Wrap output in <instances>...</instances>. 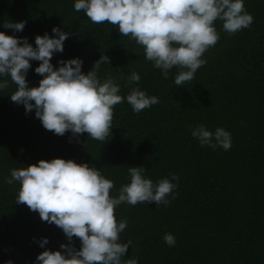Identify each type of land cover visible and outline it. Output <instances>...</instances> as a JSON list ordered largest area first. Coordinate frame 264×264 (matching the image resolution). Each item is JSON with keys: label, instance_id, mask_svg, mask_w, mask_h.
I'll list each match as a JSON object with an SVG mask.
<instances>
[{"label": "trees", "instance_id": "obj_1", "mask_svg": "<svg viewBox=\"0 0 264 264\" xmlns=\"http://www.w3.org/2000/svg\"><path fill=\"white\" fill-rule=\"evenodd\" d=\"M244 8L251 25L228 33L216 20L219 39L202 54L206 63L193 80L176 86L175 67L165 78L145 60L141 45L115 25L91 22L74 10L73 0H0V20H25L15 35L29 42L45 31L52 35L53 25L71 33L63 51L51 57L54 66L58 59L80 57L86 73L104 54L110 63L101 64L98 75L117 78L122 96L131 87L124 78L134 70L137 85L158 97L139 113L126 100L115 104L111 135L100 141L87 133L71 139L68 131L54 134L34 110L26 113L10 100L14 84L0 92V264H33L43 250L36 241L44 236L49 249L68 242L61 228L14 201L18 182H6L11 169L54 157L96 167L113 181L110 195L128 182L133 165H144L154 183L178 176L168 205L122 202L114 209L117 221H127L121 241L133 242L125 258L136 257L138 264H264V0H244ZM0 31L13 34L2 24ZM38 63L32 60L26 74L30 86L41 78L33 71ZM201 123L229 131L231 147L201 146L191 136ZM166 232L175 236L174 246L164 242ZM73 244L79 248V239L73 237Z\"/></svg>", "mask_w": 264, "mask_h": 264}, {"label": "clouds", "instance_id": "obj_2", "mask_svg": "<svg viewBox=\"0 0 264 264\" xmlns=\"http://www.w3.org/2000/svg\"><path fill=\"white\" fill-rule=\"evenodd\" d=\"M73 8L83 12L93 23L108 22L117 26L121 35L141 45L144 58L152 62L167 78L174 67L177 73L173 83L184 85L193 80L196 70L206 63L202 54L215 45L219 34L215 21L222 22V29L235 33L247 28L253 21L244 8V0H73ZM25 20H0L5 29L0 31V92L9 83L15 89L8 92L10 100L23 105L25 112L34 110L46 130L72 137L87 133V137L104 141L111 135L113 106L126 100L136 113L158 103L156 95H147L137 82L140 75L131 71L125 83L131 85L126 95L120 94L117 78H101V64L110 63L101 54L91 68L82 71V58L58 59L56 66L51 57L63 51V42L70 32L53 25L52 35L45 31L36 34L34 43L27 36H17L23 31ZM35 45V46H34ZM39 61L33 71L41 76L38 84L30 86L26 80L31 61ZM191 136L201 146L212 148L231 147V134L223 127L208 129L204 124L191 128ZM128 182L120 185L117 195H110L114 183L87 162L54 157L39 159L26 167L13 168L6 182L19 183L15 202L25 204L38 212L40 218L62 229L67 243L49 249L48 237L36 242L40 251L33 264H138V258H125L133 242L121 241L120 233L127 221H117L114 209L122 202L135 205L155 202L156 206L168 205L175 198L173 191L179 178L170 173L155 183L146 176L144 165L128 167ZM73 237L80 241L79 248ZM169 246L176 243L171 233L163 235ZM4 264H13L7 260Z\"/></svg>", "mask_w": 264, "mask_h": 264}]
</instances>
